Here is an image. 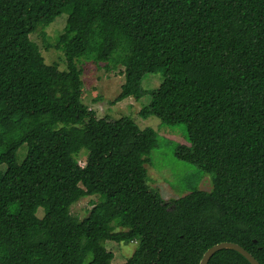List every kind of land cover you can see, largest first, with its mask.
I'll return each mask as SVG.
<instances>
[{
  "label": "trees",
  "instance_id": "1",
  "mask_svg": "<svg viewBox=\"0 0 264 264\" xmlns=\"http://www.w3.org/2000/svg\"><path fill=\"white\" fill-rule=\"evenodd\" d=\"M64 14L62 71L31 37ZM84 60L124 70L113 105L150 94L141 118L187 126L176 157L212 191L149 187L158 133L84 104ZM108 241L138 243L125 264H200L221 243L264 264V0H0V264H113ZM209 264L251 263L222 250Z\"/></svg>",
  "mask_w": 264,
  "mask_h": 264
},
{
  "label": "rangeland",
  "instance_id": "2",
  "mask_svg": "<svg viewBox=\"0 0 264 264\" xmlns=\"http://www.w3.org/2000/svg\"><path fill=\"white\" fill-rule=\"evenodd\" d=\"M68 15L64 14L44 31L32 35V40L41 49L45 61L49 65L58 64L62 71L67 69L66 58L61 50L56 48L58 38L63 34ZM80 66L84 70L83 81L85 84V97L83 99L99 118L108 117L119 120L130 117L135 120L141 129L153 128L159 135L158 146L149 157L146 165L149 178V187L166 201L183 198L195 191H212L213 175L197 166L188 164L176 157L178 145H189L187 126L180 124L166 126L156 117L145 120L140 117L141 110L151 102L150 94L141 101L133 98L113 105L112 103L122 92L125 77L119 68L117 71H108L104 64L97 65L93 62L82 61ZM163 71L150 74L143 82V88L152 92L158 89L164 81ZM26 147L20 150L24 152ZM73 151V148H71ZM86 151L81 153L78 160L82 166L86 163ZM99 197H86L72 207L71 213L80 220L85 219ZM38 216H44V209H40ZM107 250L114 254L113 264H125L136 252L138 243H115L108 241Z\"/></svg>",
  "mask_w": 264,
  "mask_h": 264
},
{
  "label": "water",
  "instance_id": "3",
  "mask_svg": "<svg viewBox=\"0 0 264 264\" xmlns=\"http://www.w3.org/2000/svg\"><path fill=\"white\" fill-rule=\"evenodd\" d=\"M222 250L237 251L242 256H244L251 264H260L253 255H251L248 251H246L244 248H242L241 246L235 243H221L219 245L212 247L204 255L200 264H209L212 258L215 256V254H217L218 252Z\"/></svg>",
  "mask_w": 264,
  "mask_h": 264
}]
</instances>
